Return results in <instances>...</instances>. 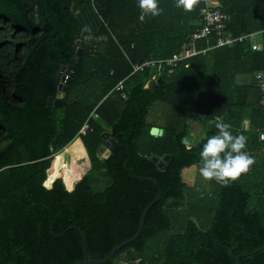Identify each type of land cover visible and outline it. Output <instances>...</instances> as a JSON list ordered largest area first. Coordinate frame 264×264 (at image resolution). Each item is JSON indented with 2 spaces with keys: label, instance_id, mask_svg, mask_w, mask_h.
Returning a JSON list of instances; mask_svg holds the SVG:
<instances>
[{
  "label": "trees",
  "instance_id": "16d2710c",
  "mask_svg": "<svg viewBox=\"0 0 264 264\" xmlns=\"http://www.w3.org/2000/svg\"><path fill=\"white\" fill-rule=\"evenodd\" d=\"M217 1L234 35L261 32L260 48L248 42L212 48L163 71L148 87L150 68L132 72V64L182 50L199 26L200 3L185 12L176 0H158L163 13L141 22L138 0H50L58 31L26 59L55 22L44 0H0V264H73L84 255L79 231L88 256L101 258L136 232L158 189L139 236L103 264H237L235 256L242 264H264V142L258 138L264 115L253 76L264 70V0ZM69 64L75 70L65 105L55 107L57 72ZM241 75L249 82L238 81ZM119 80L125 98L110 93ZM203 116L212 120L205 136L188 141L189 126ZM217 118L246 137L244 150L255 163L226 187L198 172L186 190L182 170L200 167ZM152 126L163 134L151 135ZM107 131L116 146L100 159L96 150ZM77 137L89 165L69 190L73 174L66 170L63 179L58 170ZM73 151L84 154L77 141ZM152 154L170 159L159 168Z\"/></svg>",
  "mask_w": 264,
  "mask_h": 264
},
{
  "label": "built area",
  "instance_id": "2783aa9c",
  "mask_svg": "<svg viewBox=\"0 0 264 264\" xmlns=\"http://www.w3.org/2000/svg\"><path fill=\"white\" fill-rule=\"evenodd\" d=\"M200 9L198 15L197 29L191 35L189 42L184 48L178 52L172 53L171 56L162 59H146L141 63L132 64V72H143L151 66H155L154 73L150 80L157 82L158 77L163 71L171 73L180 64L187 66V60L197 54H205L208 50L217 47H233L235 44L248 42L252 50L260 48L259 35L261 32H246L239 35H234L227 29V24L230 20V15L222 11L218 6L217 0H200ZM202 40L204 46L197 48V42ZM257 86L260 90L259 104L263 108L264 115V70L256 71L253 74ZM111 95L126 97L124 89V80H119L110 91ZM90 118H97L98 115L93 111ZM248 121H246V124ZM88 122L85 121L79 130V134H84L87 130ZM258 138L264 142V124L263 128L258 131ZM264 172V167H263Z\"/></svg>",
  "mask_w": 264,
  "mask_h": 264
},
{
  "label": "clouds",
  "instance_id": "9594fccd",
  "mask_svg": "<svg viewBox=\"0 0 264 264\" xmlns=\"http://www.w3.org/2000/svg\"><path fill=\"white\" fill-rule=\"evenodd\" d=\"M199 3L200 0H176L175 6L185 12H192ZM138 8L141 22L163 13L158 0H138ZM215 127L217 133L207 138L200 151L199 174L206 181L215 180L226 187L238 180L242 174L249 172L255 158L244 150L246 137L242 134L234 136L229 123L217 118ZM183 143L186 150L190 151L192 145L188 141Z\"/></svg>",
  "mask_w": 264,
  "mask_h": 264
},
{
  "label": "water",
  "instance_id": "95a60500",
  "mask_svg": "<svg viewBox=\"0 0 264 264\" xmlns=\"http://www.w3.org/2000/svg\"><path fill=\"white\" fill-rule=\"evenodd\" d=\"M44 5H45V9H46L48 16L50 18H52L53 21L55 22V26H54V29L50 33L41 36L32 45V47L30 48V50L27 54L26 59H28L32 55L34 49L37 47V45L45 37H47V36L53 37L56 34V32L58 31L59 24L57 23V20L54 16L53 12L50 9V0H44ZM77 43L80 44L79 41ZM81 53H82V48L79 46V47H77L76 54H77V56H80ZM74 70H75V68L72 64H69L66 66H60V68L57 72V76L60 79V82L58 84V90H57L56 96L51 99L52 104L55 107H63L65 105L64 96H65L66 86L69 83L70 78L74 73ZM154 70H155V66H151L150 67V73H154ZM154 85H155V82L153 80H149L147 86L151 87ZM149 132L153 136H161L163 134V129L158 127V126H152L150 128ZM102 139H103V143L100 144L96 150V153L100 159H104V158L108 157L109 154L111 153V150L116 146V141L111 136V131L104 132L102 134ZM169 159H170L169 154H163L161 157L157 156L156 154H152L150 156V161L156 163L159 168H163L164 165L169 161ZM139 178L152 182L155 185V187L158 189V185L153 179H151L149 177H142V176H139ZM159 198H160V190L158 189V193L155 196V198L144 208L142 215H141V218H140V223H139V226H138V229L136 230V232L132 236H130L129 238L122 240L120 243H118L116 246H114L108 254H106L105 256H103L101 258H91L88 256L85 237L83 236V233L81 231H79V234L81 236L83 249H84V255H83V258L81 260H79L73 264H103V263L107 262L108 260L112 259V257L122 247L130 244L132 241H134L139 236V234H140V232L144 226L145 217H146L147 212L149 211L151 206L159 200ZM233 249H234L233 247L230 249L231 253L233 252ZM235 260H236L237 264H242L238 256H235Z\"/></svg>",
  "mask_w": 264,
  "mask_h": 264
},
{
  "label": "rangeland",
  "instance_id": "374dc122",
  "mask_svg": "<svg viewBox=\"0 0 264 264\" xmlns=\"http://www.w3.org/2000/svg\"><path fill=\"white\" fill-rule=\"evenodd\" d=\"M89 93L90 92L87 91L86 95L88 96ZM89 97H91V96H89ZM201 118L202 117L196 119V122L194 121L189 126L188 134L186 136V139L188 141L193 142L194 135H196V133H197L196 138H198V136L203 131L202 128H201V126H202L201 124H203V122L205 121V118L203 119V121H200ZM75 141H77L78 146L81 145V139H80V137H78V138H75L74 141H72V143H70L69 145L66 146V147H68V151H69V153L65 154V158H64V161H63L65 163L66 167H62V168L59 167V170H58V173H60V175L63 176V179L65 177L64 172L66 170H69L70 171L69 173L73 174V176H72L73 180L71 181V185L69 186L67 184V186H66L67 188L68 187H72V185L75 183V181H77L84 174L85 168H87L88 165H89L86 155L78 156V153H75L73 151L75 149ZM198 172H199V168L196 165H192V166L184 168L182 170L183 181L185 183H187L186 190H188L190 188V186H192V184L195 182L196 177H197L196 175H197ZM101 181H102V179L98 178L95 181V184L97 186H102V182Z\"/></svg>",
  "mask_w": 264,
  "mask_h": 264
},
{
  "label": "crops",
  "instance_id": "0c3cea01",
  "mask_svg": "<svg viewBox=\"0 0 264 264\" xmlns=\"http://www.w3.org/2000/svg\"><path fill=\"white\" fill-rule=\"evenodd\" d=\"M249 79H250V76H246V75H241V76H239L238 77V81H240V82H249ZM91 92V91H90ZM89 95V94H88ZM90 96V95H89ZM92 99H94V97L92 98ZM205 118V121L203 122V124H201L202 126H201V128H202V132H201V134L198 136V138H196V135H197V133H196V135H194V140H193V143H196V142H198L201 138H203L204 136H205V133H206V131H207V129H208V127H209V125L212 123V120H210V119H208L206 116H203L201 119H200V121H203V119ZM247 121V120H246ZM246 121H244V127H247V125H248V123L246 124ZM196 122V121H195ZM200 128V129H201ZM78 138V137H77ZM74 141V140H73ZM72 143V142H71ZM81 146H82V149H83V155H86V157H87V154H86V151H85V148H84V146H83V144H82V142H81ZM85 171H86V168H85ZM85 171H84V173H85ZM79 180V179H78ZM77 180V181H78ZM76 182V181H75ZM74 186V184L72 185V187ZM72 187H68V189L70 190V189H72Z\"/></svg>",
  "mask_w": 264,
  "mask_h": 264
}]
</instances>
